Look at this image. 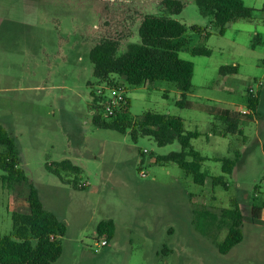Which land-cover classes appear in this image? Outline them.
<instances>
[{
    "label": "rangeland",
    "instance_id": "1",
    "mask_svg": "<svg viewBox=\"0 0 264 264\" xmlns=\"http://www.w3.org/2000/svg\"><path fill=\"white\" fill-rule=\"evenodd\" d=\"M161 1L0 0V124L17 138L21 168L45 208L68 226L63 255L54 264H264V227L245 223L243 242L222 255L217 243L227 227L211 231L204 214L220 215L236 201L245 216L254 206L264 216L263 96L259 113L241 125L244 136L222 137L219 127L214 134L218 122L205 110H247L248 89L263 92L264 84L257 88L256 82L264 83V12L230 23L221 35L195 0H181L184 10L174 19L186 26L193 47L212 53H180L195 65L187 97L193 108L178 106L180 94L171 82L131 87L115 77L128 90L132 121L147 113L167 114L181 118L187 131L203 134L192 145L211 159L203 164L210 175L204 186L177 164L156 163L159 156L181 152L178 142L159 147L152 137L135 140L93 123L92 93L106 85L94 75L91 48L126 19L132 28L119 54L140 44L137 19L157 13ZM242 1L249 8L264 7V0ZM107 17L111 20L104 23ZM224 66H238V74L222 76ZM238 157L232 175L212 160ZM64 160L83 173L61 172V179L49 170ZM212 177H221V183L213 186ZM75 179L83 190L73 187ZM28 194L27 185L8 190L0 180V238L13 232V212H28ZM108 220L116 226L115 237L102 247L105 237L97 227Z\"/></svg>",
    "mask_w": 264,
    "mask_h": 264
},
{
    "label": "trees",
    "instance_id": "2",
    "mask_svg": "<svg viewBox=\"0 0 264 264\" xmlns=\"http://www.w3.org/2000/svg\"><path fill=\"white\" fill-rule=\"evenodd\" d=\"M202 16L210 18L219 34L224 35L230 23L239 20H253L258 12L249 8L242 0H195ZM185 7L181 0H162L157 13H147L140 23L138 30L140 44H129L124 53H120L118 42L103 40L90 50V60L94 67V75L100 84L120 86L115 79L119 77L125 86L141 87L157 82H171L180 94L178 106L182 109L193 108L188 101V94L193 87L195 65L181 58V52H189L192 56H211V50L201 46H192L187 28L174 19ZM196 32L201 29L195 27ZM208 37V34L205 35ZM222 76L238 74V66L220 68ZM247 110L242 114L231 109H205L218 124H213V133L221 128V136H244L241 128L243 122H251L259 106V93L254 94L248 89ZM91 111L94 125L102 130H113L122 134L130 133L136 140L139 135L152 137L159 147L178 142L181 152H172L155 159L159 165L177 164L188 176L193 177L196 185L204 186L210 175L203 171V164L211 159L204 157L192 145L193 140L202 137L198 131L189 132L185 129L183 120L167 114L147 113L137 121L129 116V104L119 111L116 116H104L95 92ZM264 152V142L262 145ZM222 163L224 174L232 175L241 162V158H214ZM21 151L18 140L0 124V180L8 190L17 186L27 185L28 212H13V232L0 238V264H54L63 255L61 239L67 235L68 226L56 214L48 211L36 186L30 182L25 171L21 168ZM49 170L64 179L61 172L80 176L81 167L71 160H64L50 167ZM71 181H68L69 183ZM213 186L221 183V177H212ZM73 187L83 190L85 187L75 179ZM209 218L210 230L227 227L225 239L217 243L220 254L227 255L244 240L242 227L251 223L264 227L263 209L254 206L251 216H245L240 205L235 201L228 209H221L220 215L205 211ZM116 226L112 220L102 221L97 227L99 237H105L109 242L114 239Z\"/></svg>",
    "mask_w": 264,
    "mask_h": 264
},
{
    "label": "built area",
    "instance_id": "3",
    "mask_svg": "<svg viewBox=\"0 0 264 264\" xmlns=\"http://www.w3.org/2000/svg\"><path fill=\"white\" fill-rule=\"evenodd\" d=\"M110 20L111 19L107 17L104 20V23H106L107 21L110 22ZM137 20L140 21V23H141V21L143 20V17H142V19L139 17V19H137ZM116 28L117 29L114 30V32H110V33H114V34L111 35L110 33H108L109 35L106 36L105 39L110 40V41H114V42H118V43H123L124 42L123 38H125L131 31L132 23H130L127 19L126 20H119L118 26ZM96 29L98 32L102 31L101 26H97ZM98 43H100V42H98ZM263 84H264L263 82H256L257 88H261L263 86ZM104 85H106V84H104ZM250 88H251L250 91L255 94L254 87L251 86ZM96 97L99 100V106L102 108L104 116L107 118H111V117L116 116L119 111L124 109L129 104V101H130L129 97H128V90L123 85H120L118 87H116V86L111 87L109 85H106L104 87H100L96 91ZM240 113L249 114L250 111L249 110H242V111H240ZM140 175L143 178L147 177V173H145L143 170L140 172ZM99 244H100V246L104 247V246L108 245V241L105 238V240H102Z\"/></svg>",
    "mask_w": 264,
    "mask_h": 264
},
{
    "label": "crops",
    "instance_id": "4",
    "mask_svg": "<svg viewBox=\"0 0 264 264\" xmlns=\"http://www.w3.org/2000/svg\"><path fill=\"white\" fill-rule=\"evenodd\" d=\"M263 89V92L262 91H260V94H259V99H260V106H259V108H258V110L256 111V113L258 112L259 113V110H260V108H261V106L263 105V100L261 99V96H263V98H264V87L262 88ZM261 89V90H262ZM262 92V93H261ZM257 113V114H258ZM73 162V161H72ZM74 163V162H73ZM75 164V163H74ZM76 165V164H75ZM78 166V165H77ZM80 167V166H79ZM263 220H264V216H263Z\"/></svg>",
    "mask_w": 264,
    "mask_h": 264
}]
</instances>
